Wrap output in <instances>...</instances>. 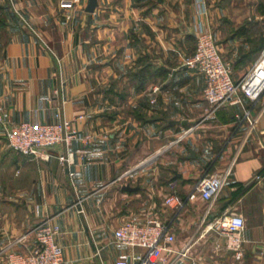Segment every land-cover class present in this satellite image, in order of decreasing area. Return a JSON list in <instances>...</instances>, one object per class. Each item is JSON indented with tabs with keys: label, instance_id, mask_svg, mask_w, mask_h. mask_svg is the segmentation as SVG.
Instances as JSON below:
<instances>
[{
	"label": "crops",
	"instance_id": "1",
	"mask_svg": "<svg viewBox=\"0 0 264 264\" xmlns=\"http://www.w3.org/2000/svg\"><path fill=\"white\" fill-rule=\"evenodd\" d=\"M212 1L97 0L86 12L88 0H0L5 120L65 118L73 131L45 160L0 135V264L32 250L46 220L60 228L63 264H132L144 250L114 231L149 219L175 237L166 264H264V93L211 110L203 75L183 62ZM216 175L206 201L197 182ZM172 193L177 209L164 203ZM228 214L244 219L240 259L215 224Z\"/></svg>",
	"mask_w": 264,
	"mask_h": 264
},
{
	"label": "built area",
	"instance_id": "2",
	"mask_svg": "<svg viewBox=\"0 0 264 264\" xmlns=\"http://www.w3.org/2000/svg\"><path fill=\"white\" fill-rule=\"evenodd\" d=\"M200 3L204 5L203 1ZM203 5L200 4V12L205 11ZM183 62L189 69L203 75L202 94L211 110L222 104L237 103L238 92H242L250 101L258 100L264 93V46L247 72L235 79L231 62L221 55L212 33L204 22L200 21L197 24L195 49ZM158 90L156 86L152 88L153 93ZM78 118L82 116L79 115ZM246 119L249 120L247 117ZM72 133L71 120L65 118H58L52 122L34 119L12 124L5 120L0 102V135L4 136L9 148L22 155L48 159L49 148L56 144L69 143ZM58 160L69 164V156L58 155ZM68 174L72 175L71 172ZM224 178L217 175L201 177L196 186L200 197L206 201L214 199L222 187ZM174 184L175 182L170 183L172 186ZM164 203L175 209L182 206L181 198L175 193L166 196ZM215 224L217 229L226 234L227 249L236 259H240L244 242V219L239 215L228 214L218 218ZM32 232L34 248L29 252L5 250L7 263L63 264L61 250L55 240L60 232L59 226L46 220L35 225ZM113 235L118 244L144 250L143 253H137L132 257V264H166L164 253L171 251L169 246L175 241L174 235L167 231L166 225L157 219H149L143 224L127 220L114 231ZM180 255L184 257L185 253L182 252ZM116 264L127 262L120 260Z\"/></svg>",
	"mask_w": 264,
	"mask_h": 264
},
{
	"label": "rangeland",
	"instance_id": "3",
	"mask_svg": "<svg viewBox=\"0 0 264 264\" xmlns=\"http://www.w3.org/2000/svg\"><path fill=\"white\" fill-rule=\"evenodd\" d=\"M203 3L200 4L205 10L207 8ZM208 4L212 15L205 25L212 33L221 55L231 62L233 76L237 79L252 66L264 44V0H213ZM22 18L20 20L24 24ZM27 26L30 32L35 33L31 26ZM193 44L195 49L196 31ZM191 54L188 53L186 57Z\"/></svg>",
	"mask_w": 264,
	"mask_h": 264
},
{
	"label": "water",
	"instance_id": "4",
	"mask_svg": "<svg viewBox=\"0 0 264 264\" xmlns=\"http://www.w3.org/2000/svg\"><path fill=\"white\" fill-rule=\"evenodd\" d=\"M96 5H97V0H88V3H87V5H86L84 10L86 12H93L95 7H96Z\"/></svg>",
	"mask_w": 264,
	"mask_h": 264
}]
</instances>
